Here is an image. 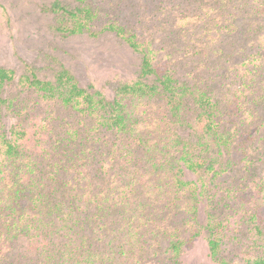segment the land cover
<instances>
[{"label": "rangeland", "instance_id": "rangeland-1", "mask_svg": "<svg viewBox=\"0 0 264 264\" xmlns=\"http://www.w3.org/2000/svg\"><path fill=\"white\" fill-rule=\"evenodd\" d=\"M55 1L90 6L95 35L60 34L72 20L51 11ZM110 24L135 36L160 76L211 97L209 133L190 95L177 113L160 92L126 97L129 128L117 132L102 125L103 111L20 83L35 74L54 84L66 69L111 102L139 78L142 56ZM0 68L14 72L0 90V136L29 131L23 180L34 182L21 202L28 211L1 213L0 264H247L264 255V0H0ZM8 178L0 170V197ZM34 195L42 203L29 205ZM13 219L24 228L11 240ZM171 241L182 242L178 251Z\"/></svg>", "mask_w": 264, "mask_h": 264}, {"label": "trees", "instance_id": "trees-1", "mask_svg": "<svg viewBox=\"0 0 264 264\" xmlns=\"http://www.w3.org/2000/svg\"><path fill=\"white\" fill-rule=\"evenodd\" d=\"M81 3H85L86 0H78ZM51 11L54 13H61L67 15L71 18L72 23L69 26L59 23L57 26V31L63 36H73L80 35L83 33H89L95 35L91 30L90 23L94 19L95 13L90 6L83 4L81 7H77L74 10H68L60 2L55 1L51 5ZM106 30L114 32L117 36L122 38L135 52L140 53L141 64H140V75L139 78L131 84L119 85L116 89V96L111 102L105 100L102 94L95 92L90 93L84 88H80L74 78V76L66 69H61L56 76L55 83L52 84L47 81H40L37 79L35 74L31 76H22L19 81L22 85H29L34 87L36 90L43 92L45 97L60 99L65 106L71 109L78 110L80 112H94L103 111L101 122L104 127L109 130H114L117 132L126 131L129 128L130 120L127 118L126 104L124 100L126 97H147L153 96L157 93H161L166 97V102L170 106L172 113H177L181 109V102L183 98L187 95L193 96L194 100L198 103L200 107V116L198 121L201 124L202 131L209 133L214 126V121L212 120L215 113V104L212 102L211 97L207 95L204 90L198 88H193L188 90L186 86L177 85L176 81L169 74H164L160 76L153 65V62L149 56V53L140 45L135 36L129 35L125 29L116 24H110L106 26ZM149 76H155V81L153 84L146 82V78ZM14 78V72L9 69L0 68V90L7 82H11ZM264 90V87L263 89ZM264 95V91H263ZM2 103H0L1 106ZM1 139V156L0 159V170H3L7 174L8 181H11V185L6 184L1 188V191L6 190L8 187V197H0V217L1 213L8 210L6 217L14 215L17 212L28 211V206L24 205L22 199L33 194L32 186L34 182L28 180L26 183L23 179L29 174L28 170L30 164L28 163V156L25 151L24 143L30 140V133L26 129H14L10 136L4 133L0 136ZM140 141V138H138ZM186 159L185 156H183ZM2 180V179H0ZM2 193V192H1ZM35 199H31L29 205H35V203L40 202V197L34 195ZM42 203V202H40ZM71 212L64 214L65 222L71 219L74 214V208L71 207ZM67 230L72 227L71 223L65 225ZM16 229H12L15 228ZM8 234L11 233V240H14L18 233L16 231L23 230L24 227L20 225L19 219L12 220L11 224H7L6 227ZM29 226L27 225V227ZM56 230L49 231V237L55 239ZM51 239V243L54 241ZM182 244L180 241H171L170 248L174 251L179 250V246ZM48 247V244L46 243ZM209 247L211 253L214 255L217 253L220 247V240L218 238H213L209 240ZM83 251L82 246L78 247ZM263 248H264V235H263ZM78 251V250H77ZM94 250L90 247L88 251H83L82 255L88 258H94ZM52 253H49V258ZM92 260V259H91ZM111 260V257H110ZM84 262V263H83ZM77 264H93L90 261L82 260L77 261ZM247 264H264V255L259 256L255 259L248 260Z\"/></svg>", "mask_w": 264, "mask_h": 264}]
</instances>
